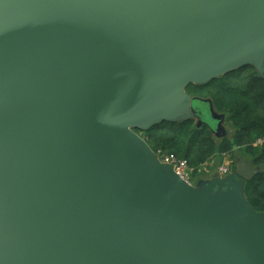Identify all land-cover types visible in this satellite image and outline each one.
<instances>
[{
  "label": "water",
  "instance_id": "obj_1",
  "mask_svg": "<svg viewBox=\"0 0 264 264\" xmlns=\"http://www.w3.org/2000/svg\"><path fill=\"white\" fill-rule=\"evenodd\" d=\"M246 65L264 0H0V264H264L258 170L189 184L135 131L225 136L185 89Z\"/></svg>",
  "mask_w": 264,
  "mask_h": 264
},
{
  "label": "trees",
  "instance_id": "obj_2",
  "mask_svg": "<svg viewBox=\"0 0 264 264\" xmlns=\"http://www.w3.org/2000/svg\"><path fill=\"white\" fill-rule=\"evenodd\" d=\"M185 90L190 96L211 99L214 109L225 115L229 126L225 136H215L206 123L197 126L195 117L135 131L153 151L187 159L192 174L217 157L233 158L235 150L246 155L238 158L258 171L245 182L244 197L255 211L264 212V142H257L264 139V79L253 65H246L205 84H189ZM236 161L232 160L231 171Z\"/></svg>",
  "mask_w": 264,
  "mask_h": 264
},
{
  "label": "built area",
  "instance_id": "obj_3",
  "mask_svg": "<svg viewBox=\"0 0 264 264\" xmlns=\"http://www.w3.org/2000/svg\"><path fill=\"white\" fill-rule=\"evenodd\" d=\"M257 142L262 143L264 142V139H259ZM154 153L157 155L158 159L162 163L169 164L175 174L179 176L182 180L189 184H194L191 180L192 170L189 167L187 159L180 157L175 153L165 152L162 150L154 151ZM230 165L231 161L227 163H221L217 168L218 174L223 176L228 174L231 171Z\"/></svg>",
  "mask_w": 264,
  "mask_h": 264
},
{
  "label": "rangeland",
  "instance_id": "obj_4",
  "mask_svg": "<svg viewBox=\"0 0 264 264\" xmlns=\"http://www.w3.org/2000/svg\"><path fill=\"white\" fill-rule=\"evenodd\" d=\"M199 108L204 110V105L199 104ZM195 120H197V119H195ZM223 125H224L225 129L228 131L229 130L228 124L226 122H224ZM241 156L246 157V155L244 156V154H242V153L240 154V152L235 150L233 158H231L228 155H225L223 157L221 156L222 158L217 157L216 159H213L211 161V163L204 165V166H201L196 173L191 174L192 175V178H191L192 182L195 183L198 178H200V179L201 178H210L214 173L217 172V168L221 163H227L230 161L232 162V160L236 161V159H238V157H241ZM235 164H236V162H235ZM230 169H232V167ZM221 176H223V175H221Z\"/></svg>",
  "mask_w": 264,
  "mask_h": 264
},
{
  "label": "crops",
  "instance_id": "obj_5",
  "mask_svg": "<svg viewBox=\"0 0 264 264\" xmlns=\"http://www.w3.org/2000/svg\"><path fill=\"white\" fill-rule=\"evenodd\" d=\"M209 163H211V162H209ZM209 163H208V164H209Z\"/></svg>",
  "mask_w": 264,
  "mask_h": 264
}]
</instances>
